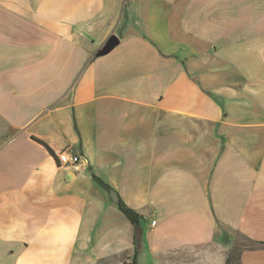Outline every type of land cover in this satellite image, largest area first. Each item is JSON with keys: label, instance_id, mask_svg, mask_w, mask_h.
Instances as JSON below:
<instances>
[{"label": "crops", "instance_id": "0c3cea01", "mask_svg": "<svg viewBox=\"0 0 264 264\" xmlns=\"http://www.w3.org/2000/svg\"><path fill=\"white\" fill-rule=\"evenodd\" d=\"M121 201L264 264V0H0V264H134Z\"/></svg>", "mask_w": 264, "mask_h": 264}, {"label": "rangeland", "instance_id": "374dc122", "mask_svg": "<svg viewBox=\"0 0 264 264\" xmlns=\"http://www.w3.org/2000/svg\"><path fill=\"white\" fill-rule=\"evenodd\" d=\"M238 246L241 248L247 245V242L240 238ZM241 243V244H240ZM141 264H151L149 255L140 259ZM164 264H226V252L220 246L210 245L195 250L181 252L176 255V259L167 260Z\"/></svg>", "mask_w": 264, "mask_h": 264}, {"label": "trees", "instance_id": "16d2710c", "mask_svg": "<svg viewBox=\"0 0 264 264\" xmlns=\"http://www.w3.org/2000/svg\"><path fill=\"white\" fill-rule=\"evenodd\" d=\"M101 184L107 188L110 189V187L103 182ZM120 208L125 215L131 220L135 227V254H134V264H137V258L139 254V249H140V242H141V237H142V230L139 225V217L130 209L128 208L124 202H120ZM243 248L240 246H234L228 253V257L226 258V264H242L240 260V254Z\"/></svg>", "mask_w": 264, "mask_h": 264}, {"label": "built area", "instance_id": "2783aa9c", "mask_svg": "<svg viewBox=\"0 0 264 264\" xmlns=\"http://www.w3.org/2000/svg\"><path fill=\"white\" fill-rule=\"evenodd\" d=\"M64 151L63 161H59L60 164L66 168L78 169L81 163H87L86 158L81 157L79 154L75 153L71 149H66ZM152 225H156V222L153 221Z\"/></svg>", "mask_w": 264, "mask_h": 264}, {"label": "water", "instance_id": "95a60500", "mask_svg": "<svg viewBox=\"0 0 264 264\" xmlns=\"http://www.w3.org/2000/svg\"><path fill=\"white\" fill-rule=\"evenodd\" d=\"M119 44V39L115 36L111 37L108 42L106 43L103 50H101L98 56H104L111 52L117 45Z\"/></svg>", "mask_w": 264, "mask_h": 264}, {"label": "bare ground", "instance_id": "6f19581e", "mask_svg": "<svg viewBox=\"0 0 264 264\" xmlns=\"http://www.w3.org/2000/svg\"><path fill=\"white\" fill-rule=\"evenodd\" d=\"M64 159V152L59 154V161H63Z\"/></svg>", "mask_w": 264, "mask_h": 264}]
</instances>
